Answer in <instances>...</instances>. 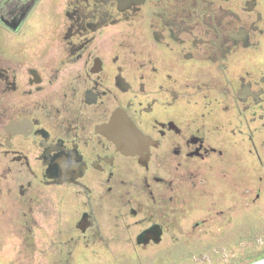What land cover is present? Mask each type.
Returning <instances> with one entry per match:
<instances>
[{
    "label": "flooded vegetation",
    "instance_id": "obj_1",
    "mask_svg": "<svg viewBox=\"0 0 264 264\" xmlns=\"http://www.w3.org/2000/svg\"><path fill=\"white\" fill-rule=\"evenodd\" d=\"M0 29V212L21 240L49 199L74 214L59 244L150 259L264 203V0H3Z\"/></svg>",
    "mask_w": 264,
    "mask_h": 264
},
{
    "label": "rangeland",
    "instance_id": "obj_2",
    "mask_svg": "<svg viewBox=\"0 0 264 264\" xmlns=\"http://www.w3.org/2000/svg\"><path fill=\"white\" fill-rule=\"evenodd\" d=\"M53 211V201L49 199L38 210L39 224L35 231V246L19 238L21 232L17 215L10 218L0 212V264H260L264 262V203L257 204V207L245 216L234 214L233 220L220 222L222 224L218 225L220 229H217L216 240L211 237L210 231H201L191 243L187 241L186 245L162 244L150 247V259H137L131 255V245L121 244L120 241H111L109 249L95 241L80 242L77 245L59 244L60 240L57 238L64 236L65 232L60 235L58 231L71 226L74 214L71 208L66 210L65 214L61 211L57 215V212ZM204 216L186 211L183 222L189 226L200 221ZM69 251H73L71 256ZM138 255L140 257L142 253Z\"/></svg>",
    "mask_w": 264,
    "mask_h": 264
},
{
    "label": "water",
    "instance_id": "obj_3",
    "mask_svg": "<svg viewBox=\"0 0 264 264\" xmlns=\"http://www.w3.org/2000/svg\"><path fill=\"white\" fill-rule=\"evenodd\" d=\"M2 2H3V0H0V5H1Z\"/></svg>",
    "mask_w": 264,
    "mask_h": 264
},
{
    "label": "bare ground",
    "instance_id": "obj_4",
    "mask_svg": "<svg viewBox=\"0 0 264 264\" xmlns=\"http://www.w3.org/2000/svg\"><path fill=\"white\" fill-rule=\"evenodd\" d=\"M260 264H264V262L260 263Z\"/></svg>",
    "mask_w": 264,
    "mask_h": 264
}]
</instances>
